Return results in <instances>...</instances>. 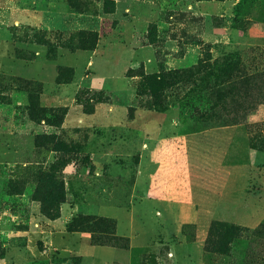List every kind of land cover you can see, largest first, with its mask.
<instances>
[{
	"label": "rangeland",
	"instance_id": "1",
	"mask_svg": "<svg viewBox=\"0 0 264 264\" xmlns=\"http://www.w3.org/2000/svg\"><path fill=\"white\" fill-rule=\"evenodd\" d=\"M0 264H264V0H0Z\"/></svg>",
	"mask_w": 264,
	"mask_h": 264
},
{
	"label": "trees",
	"instance_id": "2",
	"mask_svg": "<svg viewBox=\"0 0 264 264\" xmlns=\"http://www.w3.org/2000/svg\"><path fill=\"white\" fill-rule=\"evenodd\" d=\"M85 39L89 40L91 42V45L89 43L90 46H85L84 49H93L95 47V40H97L96 35L93 33H88ZM30 101H31V105H35V100L33 99V97H30ZM59 110H61L64 115L66 114L65 109H59ZM92 220H95V218H92V216L88 217L84 215H79L73 218L70 227L72 228L79 227L81 223L83 222L89 223L92 222ZM95 224H99V226H102L105 229V231H110L115 229V222L112 219L100 218L96 221Z\"/></svg>",
	"mask_w": 264,
	"mask_h": 264
}]
</instances>
